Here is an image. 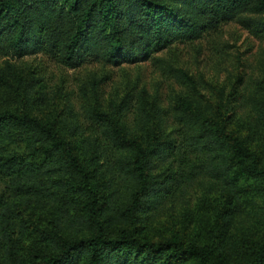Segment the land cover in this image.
Returning a JSON list of instances; mask_svg holds the SVG:
<instances>
[{
    "label": "trees",
    "instance_id": "obj_1",
    "mask_svg": "<svg viewBox=\"0 0 264 264\" xmlns=\"http://www.w3.org/2000/svg\"><path fill=\"white\" fill-rule=\"evenodd\" d=\"M234 19L260 29L264 0H0V53L43 52L68 66L87 55L116 65L137 63ZM179 73L189 91L173 100L169 134L156 105L151 112L133 113L127 106L94 111L97 126L79 142L55 121L25 109L0 110V264H23L16 244L24 233L22 227L16 231L19 204L42 208L62 199L73 209L70 226L60 234L55 225L51 250L31 264H264V240L242 234L232 255L222 222L211 244L185 241L177 230L160 241L140 232L200 177L226 194L229 218L248 197L239 189L243 180L255 185L254 199H264V148L252 150L229 129L230 110L211 107L201 92L192 94L196 81ZM11 85L0 72V86ZM243 104L264 136V92ZM128 112L136 119L132 127ZM150 123L147 137L130 134Z\"/></svg>",
    "mask_w": 264,
    "mask_h": 264
},
{
    "label": "rangeland",
    "instance_id": "obj_2",
    "mask_svg": "<svg viewBox=\"0 0 264 264\" xmlns=\"http://www.w3.org/2000/svg\"><path fill=\"white\" fill-rule=\"evenodd\" d=\"M263 28L234 19L198 40L175 42L146 60L120 65L90 60L89 55L81 63L68 66L43 52L22 57L0 53V72L12 83L11 87L0 86V110L25 109L55 121L64 135L79 142L83 133L97 126L94 111L112 112L127 106L133 113L138 109L151 112L156 105L163 108L164 134H169L173 129V100L189 91L186 79L179 76L181 70L196 81L197 91L191 93L201 92L211 107H227L234 115L229 129L259 152L264 148V136L251 125L243 102L253 93L264 92ZM135 122L134 114L128 112L126 125L132 127ZM152 125L133 128L130 134L145 138L153 131ZM203 186L211 193L206 194ZM254 186L245 180L240 183L242 195L248 197L240 213L229 218L224 209L226 194L220 193L211 180L200 177L186 195H179L143 223L140 232L160 241L177 230L185 241L211 244L222 222L224 232L227 228L225 242L235 255L242 234L264 240V199H254ZM72 214V206L63 199L42 208L19 204L16 231L22 227L24 233L17 234L16 244L22 263L31 264L51 250L48 238H53L54 226L60 225L61 234L70 226Z\"/></svg>",
    "mask_w": 264,
    "mask_h": 264
}]
</instances>
